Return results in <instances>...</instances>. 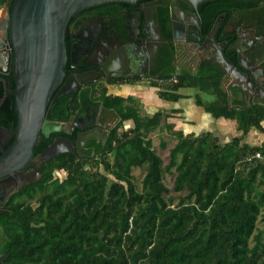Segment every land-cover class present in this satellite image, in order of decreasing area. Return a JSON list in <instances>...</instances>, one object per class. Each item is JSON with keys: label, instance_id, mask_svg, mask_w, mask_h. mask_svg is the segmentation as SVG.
<instances>
[{"label": "trees", "instance_id": "obj_1", "mask_svg": "<svg viewBox=\"0 0 264 264\" xmlns=\"http://www.w3.org/2000/svg\"><path fill=\"white\" fill-rule=\"evenodd\" d=\"M262 1H201V33L221 12L257 9ZM162 15L169 33L166 9ZM224 24L216 41L227 39L222 52L235 64L236 51L229 48L234 39L223 34ZM164 57L151 75H176L177 82L150 81L158 96L176 101L180 88L195 87L210 98L197 95V104L214 118L233 120L240 133L226 142L209 130L184 133L167 122L170 113L143 114L136 97L108 94L102 85L96 96L94 85L90 97L88 89L60 96L51 110L55 120L63 121L89 98L112 109L119 120L104 142H87L83 156L62 152L42 162L40 179L8 198L0 212L3 264H264V145L240 142L249 128L261 129L264 100L242 101L236 86L228 100L221 69L203 62L193 73L175 71L169 67L170 52ZM118 81L109 77L106 83ZM16 118L7 98L0 105V122L12 126ZM126 120L131 127H123ZM154 131L161 148L167 144L161 134L175 140L166 163L149 136ZM44 146L46 141H39L34 153ZM136 167L143 172L140 188L132 172ZM166 173L173 177L170 188L163 181Z\"/></svg>", "mask_w": 264, "mask_h": 264}, {"label": "water", "instance_id": "obj_2", "mask_svg": "<svg viewBox=\"0 0 264 264\" xmlns=\"http://www.w3.org/2000/svg\"><path fill=\"white\" fill-rule=\"evenodd\" d=\"M111 1L132 3L136 0H8V4L10 2L11 4L6 25L13 48L11 62L10 56L8 61L13 70L15 82L10 93L14 98L17 118L13 130L0 127L1 132L8 133L9 139H13L12 145L0 154V177L13 173L21 181L20 185L37 180L38 170L19 175L17 169L30 160L38 139L53 133L65 134L68 127L73 129L76 125L84 128L75 121L69 124L66 121L55 120L51 114L52 107L61 95L73 91L79 84L94 80L100 72L107 75L109 73L105 64H100L99 60L96 62L87 60L86 65L91 66L89 72H94L97 76L79 72L76 75L65 76L67 60H70L72 68H78V64L73 62L75 59L72 52L67 53L65 30L70 18L76 12L88 6ZM185 1L189 6L186 10L176 2H172L169 7L170 34L175 43L171 52L175 54L181 52L183 56L192 57L194 53L192 47H196V53L197 51L206 53L205 58H201L203 61L219 60L218 65L223 71L222 82L226 88L228 100L232 86L238 87L247 101L253 94L257 98L264 97V82L258 81L259 76L262 75L264 78V71L257 65V45L253 44L244 48L237 34L235 42L229 45L230 49L236 51V63L232 64L222 52L226 42H217L213 38L221 21L211 27L209 34L212 37L199 35L200 28H197L199 22L196 18L199 20L198 5L203 0ZM225 15V13L222 14V16ZM6 36L4 30V40ZM72 36L78 38L81 44L85 43L81 35L73 34ZM111 53H113L112 47L106 46L99 58L106 62L110 59ZM89 54L91 57L95 53L91 50ZM129 54L133 61L138 62L132 50L128 51ZM200 60H197V64ZM105 127L107 129L111 126ZM102 129L99 126V128L80 132L76 140L58 135L41 151V158L47 161L59 153L73 152V147L81 154L85 143L89 140H97V132ZM102 136L105 137L106 134L103 133ZM33 163L35 164L36 161ZM6 256L7 254L0 253V264Z\"/></svg>", "mask_w": 264, "mask_h": 264}, {"label": "flooded vegetation", "instance_id": "obj_3", "mask_svg": "<svg viewBox=\"0 0 264 264\" xmlns=\"http://www.w3.org/2000/svg\"><path fill=\"white\" fill-rule=\"evenodd\" d=\"M172 2H176L184 10L189 8L185 0H144L138 3L136 0L135 2L122 7H118L117 5L106 6L102 3L85 7L84 9L76 12L67 24L65 32L68 34V37H65V42L68 53L70 54V52H72L75 59L73 62L78 64V68H72L70 60H67V66H65V76L73 74L76 75L77 72L85 75L97 76L94 72H89L91 66L86 65L87 60H91L93 62L99 60L100 64L104 63L109 74L107 75L100 72L94 80L79 84L69 93L77 90L84 91L85 89H88L89 92L87 96L90 97L91 88L89 87H94L97 84L104 86L103 84L106 83L109 77L120 78L126 81L135 77V75L151 74L154 69L163 64L162 61L166 60L164 57L165 54L167 51L171 52L175 46L170 34L171 19L169 15V7ZM10 4L11 2L8 4V0H4V2L0 5V105L7 98H10L14 107V98L10 93V89L15 86L13 70L10 66L13 48L8 35V26L6 25V21L9 18L8 13L10 11ZM165 9L168 16L167 29L169 30V33H166V26L161 23L162 14ZM176 13L179 15L178 11H176ZM223 13L226 15L222 16ZM198 16L199 20L198 18H196V20L199 22L197 25V28H200V32L198 31L199 35H209V37H212L209 34L210 30L206 34L201 33L200 13ZM220 21L221 23L213 37L214 40L216 41L217 32L223 22H225L223 34L225 36H231L234 39L232 44L237 39L238 34L240 36L239 42L244 48L250 47L253 44L254 46L257 45V65L261 66L264 71V62L261 60L264 52V1L259 3V8L257 9H232L228 15L226 11H223L215 18L211 27ZM243 21L246 25H243ZM4 30L7 35L6 40H4ZM73 34L81 35L85 40V43L81 44L78 38L72 36ZM221 41L227 42V39L220 41L217 40V42ZM106 46H111L113 53H111L112 55L108 61L103 62L104 60L99 57L100 54L105 51ZM91 50L95 54L90 57L89 51ZM131 50L134 52L138 62L132 60L131 54L128 55V51ZM192 50L194 51V53L192 52V57L187 55L183 56L181 52H178L177 54L171 52L170 54L172 59L169 63V67L173 68L175 71H184L187 69L191 72L194 68L196 71L198 66L205 62L219 68V60L216 62L203 61L201 58H205L204 56H206V53L201 51H197L196 53V47H192ZM251 54L252 51L249 55L251 56ZM9 56L10 62L8 61ZM227 59L230 60L229 58ZM197 60H200L198 64ZM236 66L239 67L238 65ZM116 83H119V81ZM253 95L248 99H258ZM259 99L264 100V97ZM113 112L114 111L112 109L104 108L99 100L89 98L88 103H79L78 109L70 113L63 120L69 124L75 121L79 125L84 126V128H79L77 125L73 129L68 127L67 133H53L50 136H43L38 139L37 143L39 141H46L47 146L58 135L66 136L70 140H76L77 135L80 132H84L92 128H99V126L103 129L100 130V132H97L98 136L96 138L97 141L99 140L104 142L109 130L118 122V116ZM82 115H85V117L82 118ZM15 125L16 124L12 126H4L0 122V127H4L6 129L13 130ZM107 125L111 127L106 129L105 126ZM103 133L106 134L105 137L102 136ZM12 143L13 139H9L8 133L0 131V154L10 147ZM85 145L82 148L81 154L75 150V147H73V152L70 153L83 156ZM46 146H44V148ZM41 151L34 153L33 150L30 160L17 169L19 175H24L25 173L28 174L38 170V179H40V165L42 162H46V160L41 158ZM34 161H36L35 164L33 163ZM20 183L21 181L13 173L0 177V212L5 211L4 207L6 206V202L14 192L29 184L26 183L24 185H20ZM4 260L1 261L2 264Z\"/></svg>", "mask_w": 264, "mask_h": 264}, {"label": "crops", "instance_id": "obj_4", "mask_svg": "<svg viewBox=\"0 0 264 264\" xmlns=\"http://www.w3.org/2000/svg\"><path fill=\"white\" fill-rule=\"evenodd\" d=\"M243 25H246L244 21ZM261 60L264 62V52ZM184 71L193 73L195 68L191 72L187 69ZM258 81L263 83L264 78L259 76ZM143 83L144 82L137 81L128 83L127 81L121 79L119 83H104L103 85L106 87V92L108 94L121 96L132 95L136 97L140 102L142 110L147 113L151 114L156 110H163L165 113H170L171 115L168 116L167 122L172 123L173 121L175 122V119H179L182 121V130L184 133H198L201 130H209L217 135L219 139H221V137H224V139L227 138V140L222 139L221 142H226L234 135L240 133V131H237L236 124L233 120L223 117L214 118L210 113L206 112L202 106L197 104V95L204 100L210 99L206 94H203L197 88L184 86L178 90L182 94V97L178 98L176 101H168L158 96V87L152 86L150 83L148 84L149 86L144 85ZM231 88L232 87H230V89ZM237 93V95L241 97L242 101H247L241 92L237 91ZM173 110L176 112H172ZM260 127L261 129L253 127L249 128L242 136L240 142H244L249 145H264V119L260 121Z\"/></svg>", "mask_w": 264, "mask_h": 264}, {"label": "rangeland", "instance_id": "obj_5", "mask_svg": "<svg viewBox=\"0 0 264 264\" xmlns=\"http://www.w3.org/2000/svg\"><path fill=\"white\" fill-rule=\"evenodd\" d=\"M137 82H144L143 83L144 85H148L149 84L146 80H140L139 79V81H137ZM98 85L99 84L96 85L97 86L96 87L97 89H96V93L94 94L95 96L97 95V92L99 90L98 89L99 88ZM144 110H146V109H144ZM142 113L143 114H149L150 115V113H147L145 111H142ZM181 123H182V121H180L179 119H175V122L174 121L172 122L174 128L177 129V130L178 129L179 130H182V124ZM122 124H123V127L124 128H128V127H131L132 126V121L131 120H127V121H124ZM161 135H162V138H164L166 140V142H167L166 148L159 147V138H158L159 136L157 135V132L156 131L152 132L149 136H150V138L153 141V145L154 146H157L155 148L156 149V153L162 158L163 163H166L168 161V149L175 142V140L174 139H170L166 135V133H163ZM222 139L223 140H225V139L227 140V138L224 139V137H221L220 141H222ZM132 172H133V175H134V181H135V183L137 185V188H140V182H141V178L143 176V172H142V170H140L137 167L136 168H133ZM55 174L57 176L61 177V178H63L64 175H65V173L64 172H61V171H57ZM109 178H110V180H112V176L111 175L109 176ZM172 178L173 177L170 174L166 173L165 176H164V179H163V181L168 185L169 188L171 187V184H172Z\"/></svg>", "mask_w": 264, "mask_h": 264}, {"label": "built area", "instance_id": "obj_6", "mask_svg": "<svg viewBox=\"0 0 264 264\" xmlns=\"http://www.w3.org/2000/svg\"><path fill=\"white\" fill-rule=\"evenodd\" d=\"M140 80H146L148 83L150 81H154L155 83L159 85H165V84H170V83H176L177 82V77L176 75H172L168 78H163L158 75H151V74H139L137 81Z\"/></svg>", "mask_w": 264, "mask_h": 264}]
</instances>
